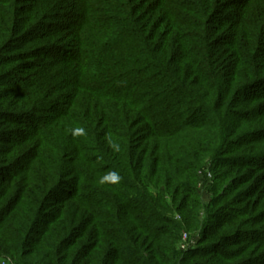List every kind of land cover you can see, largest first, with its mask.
<instances>
[{
    "label": "trees",
    "instance_id": "obj_1",
    "mask_svg": "<svg viewBox=\"0 0 264 264\" xmlns=\"http://www.w3.org/2000/svg\"><path fill=\"white\" fill-rule=\"evenodd\" d=\"M0 264H264V0H0Z\"/></svg>",
    "mask_w": 264,
    "mask_h": 264
},
{
    "label": "rangeland",
    "instance_id": "obj_2",
    "mask_svg": "<svg viewBox=\"0 0 264 264\" xmlns=\"http://www.w3.org/2000/svg\"><path fill=\"white\" fill-rule=\"evenodd\" d=\"M206 173H207V175H206ZM205 175H206L207 179H209V181H210V179L212 178V176L210 175V173H209V171H208L207 169L204 170V172L202 173V176H205ZM205 179H206V178H205ZM209 181L206 183V182L202 181V177H200V184H199L198 186H200V188H202L201 190H202L205 194L209 191V189H208V187H207V185H209V184H208ZM206 184H207V185H206ZM204 199H205V200H208V196H205V195H204ZM183 233H186V234L188 235L189 239H190V236H193V235H189V233L184 232V231H183Z\"/></svg>",
    "mask_w": 264,
    "mask_h": 264
},
{
    "label": "built area",
    "instance_id": "obj_3",
    "mask_svg": "<svg viewBox=\"0 0 264 264\" xmlns=\"http://www.w3.org/2000/svg\"><path fill=\"white\" fill-rule=\"evenodd\" d=\"M192 245H193V242L189 239L188 235L186 233H182L179 248L181 250H186Z\"/></svg>",
    "mask_w": 264,
    "mask_h": 264
}]
</instances>
